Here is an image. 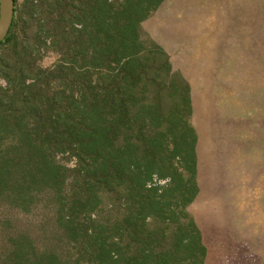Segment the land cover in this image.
Wrapping results in <instances>:
<instances>
[{
  "label": "trees",
  "instance_id": "16d2710c",
  "mask_svg": "<svg viewBox=\"0 0 264 264\" xmlns=\"http://www.w3.org/2000/svg\"><path fill=\"white\" fill-rule=\"evenodd\" d=\"M13 1L0 206L16 216L0 220V264H205L186 212L198 193L191 88L140 27L164 0ZM48 52L58 59L42 68ZM40 208L52 219L18 224ZM225 242L230 264H255Z\"/></svg>",
  "mask_w": 264,
  "mask_h": 264
},
{
  "label": "rangeland",
  "instance_id": "374dc122",
  "mask_svg": "<svg viewBox=\"0 0 264 264\" xmlns=\"http://www.w3.org/2000/svg\"><path fill=\"white\" fill-rule=\"evenodd\" d=\"M140 27L191 88L198 193L186 212L206 237L203 261L230 264L227 241L264 264V0H164ZM13 215L0 206V220ZM52 217L40 208L18 224ZM6 246L0 232V254Z\"/></svg>",
  "mask_w": 264,
  "mask_h": 264
},
{
  "label": "water",
  "instance_id": "95a60500",
  "mask_svg": "<svg viewBox=\"0 0 264 264\" xmlns=\"http://www.w3.org/2000/svg\"><path fill=\"white\" fill-rule=\"evenodd\" d=\"M13 19H14V1L0 0V42L7 37Z\"/></svg>",
  "mask_w": 264,
  "mask_h": 264
},
{
  "label": "built area",
  "instance_id": "2783aa9c",
  "mask_svg": "<svg viewBox=\"0 0 264 264\" xmlns=\"http://www.w3.org/2000/svg\"><path fill=\"white\" fill-rule=\"evenodd\" d=\"M154 182H155V183H158V182H160V181H158V180L155 179Z\"/></svg>",
  "mask_w": 264,
  "mask_h": 264
}]
</instances>
